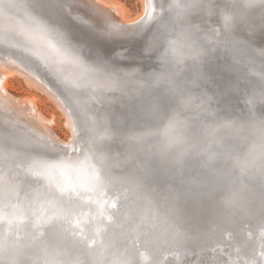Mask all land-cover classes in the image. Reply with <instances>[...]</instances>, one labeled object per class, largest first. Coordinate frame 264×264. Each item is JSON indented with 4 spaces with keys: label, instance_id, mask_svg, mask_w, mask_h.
Masks as SVG:
<instances>
[{
    "label": "snow or ice",
    "instance_id": "1",
    "mask_svg": "<svg viewBox=\"0 0 264 264\" xmlns=\"http://www.w3.org/2000/svg\"><path fill=\"white\" fill-rule=\"evenodd\" d=\"M74 2L78 0H58L61 8ZM214 7L220 8L223 32L222 39L213 46L201 36L200 26L187 20L181 21L184 27L178 34L176 26L168 23L156 29L161 40V50L156 53L149 47L147 35L141 36L139 31L125 29L101 35V38L121 36L129 40L140 37L144 41L135 55L130 47L121 44L108 59L97 61L109 73L140 76L143 81L137 88L140 95L133 96L134 103L124 102L120 97L123 108L117 111L106 103L98 128L89 129L82 124L74 141L87 145L97 138L112 139L111 144L96 143L97 152L109 166L103 177L88 156L81 162L60 159L61 153L67 156L76 149L59 142L55 147L42 144L25 150L26 154L15 153L18 159L30 160L27 171L36 179L21 175L18 168L12 167L15 161L10 159L9 138H0V153L4 154L0 167V225L3 226L0 227V264H136L133 257L141 236L157 239L170 236L181 248L194 249L201 246V239L211 234L212 224L221 217L246 216L250 212L264 217V47L255 48L251 37L245 39L241 35L245 31L254 33L257 27L264 34V0H232L222 7L219 0L169 3L170 9L178 10V16L189 11L211 14ZM154 8L152 3L146 6L145 21L152 18ZM66 27L71 34L70 22ZM88 30L97 33L94 26ZM72 41L68 43L79 51V42ZM177 45L182 54L172 59L191 60L196 79L206 82H212L213 76L211 71H201V57L214 48L227 49L236 63L229 65L234 78L221 95L242 89L251 92L246 101L251 107L245 117L239 120L220 117L208 108L210 97L206 92L187 91L180 82L169 78L168 71L158 76L142 75L139 67H133L142 57L160 56L165 48L175 52ZM207 59L211 62L212 58ZM241 61L244 69L238 67ZM72 63L80 66L76 57ZM257 63L259 78L250 79L247 69ZM120 65H126L127 69ZM241 80L245 81L243 85ZM194 105L202 119L188 117L187 111L193 110ZM205 120L211 123L204 124ZM220 128L227 132L230 142L216 137ZM108 154L123 158L118 174L131 193L125 205L128 209L125 230L132 243L123 254L86 251L83 246L66 241V225L73 215L68 205L84 192H99L105 181L112 179L110 165L114 157ZM86 166L92 172L85 178ZM177 199L190 200L201 211L179 213ZM21 203L26 213L20 211ZM21 216L29 222L21 225Z\"/></svg>",
    "mask_w": 264,
    "mask_h": 264
},
{
    "label": "water",
    "instance_id": "2",
    "mask_svg": "<svg viewBox=\"0 0 264 264\" xmlns=\"http://www.w3.org/2000/svg\"><path fill=\"white\" fill-rule=\"evenodd\" d=\"M46 1L48 2V4H50L48 0ZM155 2L156 4H158V11H163V9H160L162 0H155ZM219 3L222 7L224 4V0H219ZM31 9L35 11L32 7ZM219 12L220 8L217 7H214L211 14H209L208 12L197 11V13H200L202 15V19H200V22L197 21L195 24L200 26L201 36L207 40L208 44H211L209 46L217 45L222 39V17L219 15ZM40 13L42 14L44 12L41 11ZM36 14L37 12H35V15ZM37 18H39L40 20L44 19V17L39 14H37ZM171 18L172 19L169 20L170 22H173L175 19L173 17ZM202 21H205V24H202ZM46 22L50 24V22ZM154 23L155 22L152 23V26L154 25ZM182 27H184V25L181 23V28ZM157 28L154 29V33H148V30H146L144 33V36L147 35V43L152 49L153 53L160 52L161 50V43L159 47L152 48V45L155 43L154 39L158 38L156 35ZM4 29L6 28L0 20V31H3ZM257 29V32L261 33L258 27ZM213 30H215L214 33ZM68 35L71 39L74 40L72 41V43H77L75 41V38L78 40H89L87 42L92 43V40H90V38H88L87 36L77 34L75 35V33H72V35L68 33ZM212 35H216L217 38L212 40ZM241 35L245 39L250 37V35H248L246 31ZM150 39H152L153 41L152 45L149 43ZM250 42L257 49L264 47V44L258 43V40H255L254 38L252 39V37ZM262 43H264V40ZM1 46L2 45L0 43V52L11 51L3 49L1 48ZM143 46L144 41L142 40V42L140 43V47L142 48ZM176 47L177 50L175 52H171L168 50V48H165V50L160 53V56H151L152 58L143 57V65L141 63V59H139L137 65L141 70L140 73L142 75L148 73L160 74L161 72L168 71L169 78L180 82L187 91L193 94H199L201 91L206 92L207 96L210 97L207 105L208 108L210 109V111L217 113L224 119L239 120L247 115L248 109L251 107V105L247 104L246 101L251 97V92L242 89L241 92L229 95H221V93L230 86L234 78V73L229 70V65L232 63H236V61L231 59L230 55L227 52V49L214 48L211 53H205V56L201 57L199 61L201 71H211L213 76L212 82H206L196 79L194 70L191 67L193 63L191 60H174L173 63L170 61V58L164 55V53L168 52L172 57H179L182 54V51L179 48V45H177ZM111 48L112 47H110V49ZM83 49L87 53L90 50V48H86L85 46H83ZM97 49L102 50V48L100 47ZM208 56H211V62H209V60L207 59ZM153 61L156 62V65L159 69H156L153 66ZM170 62L171 68L169 69ZM85 63L89 67L90 65H93L94 61H90L85 56ZM36 64L38 65V68L41 69V65H39L37 62ZM93 66L97 67V71H103L99 68V66ZM238 67L244 69V62H239ZM258 71L259 66L257 63L255 67H248L247 75L250 79H258ZM45 75L62 93L70 97V102L74 110L76 111V120L80 125L79 134L82 124L87 126L89 129H92L94 127L98 128L100 115L106 103L111 104L113 111L121 110L123 108V102L121 101L120 97L124 98V102L134 103L135 101L133 100V96L140 95V93L137 91V88L143 84L142 80H135L134 78H131V80H128L127 82H122L117 78L109 77L103 71L102 75H100L101 77H99L101 87L104 88L105 86H107L109 88H114L115 90H110L109 93H100L97 91L96 87H93L92 85L87 87V89H89L90 91L89 93L94 95L93 101L95 102L93 104V108L95 109H92V107L91 109H88L84 105L80 104V102L76 99L75 88L70 85L66 79H64L62 76L57 75V72L54 76H52L51 73H45ZM53 77L56 81L53 79ZM193 81H195V83H193ZM240 83L243 85L245 81L241 80ZM209 90H211L212 93H210ZM196 103L198 104L200 102L196 101ZM194 109L195 105L193 106V110L187 111L188 117H190L192 120L202 119V117L197 116ZM81 110H84L87 114L84 118V115L80 114ZM257 111H259V105H257ZM232 112L237 115V117H232ZM0 121H2L1 118ZM203 123L209 124L211 123V120H205L203 121ZM12 133L16 134L19 139L14 140L13 138H11ZM24 134L26 133L20 131L17 128H13V130L11 131L3 128L0 125V138L7 136L11 144L10 159L15 161L12 164V167L18 168V171L21 175L36 179V177L31 176V174L27 171L30 160H21L16 158L15 156V153L17 152H25L26 154L25 150L36 146L32 143H28ZM215 135L218 138L224 137L226 142H230V137L222 128L218 129ZM90 143L92 147H86L84 143H81V147L76 149L75 153L70 151L67 156L61 153L59 158L67 160L69 162H81L84 161L85 156H88L90 157L91 164L100 169V174L103 177L106 169L109 166L107 164V161L102 158L100 153L97 152L96 143L111 144L112 139L106 138L104 141H100L99 138H97L96 140H90ZM47 145L53 147L51 143ZM213 147L216 148V145H213ZM3 155V153H0V167H2L3 164ZM108 155L110 157H114L112 158L110 165L112 179L110 181L106 180L104 187L99 192H84L80 198L76 199L73 203L68 205L72 209L73 215L70 218V223L66 225V227L68 228L66 241L71 244L83 246L86 251H95L97 253L107 251V253L109 254H123L126 251V246L131 245L132 243V237L125 230L126 220L128 216V209L125 205L126 202L130 199L131 193L128 189V186L122 182L118 174L119 169L122 167L123 158L115 154ZM33 156H35L34 153ZM91 172L92 168L86 166L84 168L85 178L91 175ZM20 211L22 213L27 212V209L24 208L23 203L20 204ZM176 211L179 213L198 212L201 211V209H197L190 200L185 201L177 199ZM224 221L228 226L224 225ZM28 222L29 221H27L24 216H21L19 221L21 225ZM0 227L3 226L0 225ZM73 233H75V235H73ZM205 239H208L209 241ZM263 239L264 217H261L258 212H250L246 216H243V218H241L237 214L226 217V219L225 217H221L215 220V222L212 224L211 234L206 238L201 239V246L194 249H192L191 247L187 249L181 248L175 241L171 239L170 236H161L159 239L153 236H141L136 241V249L133 258L136 264H157V262L158 264H163L160 263V261H158V259L156 258V255H158L160 258H162L164 263L166 262V264H174L175 258H181L183 255L185 258V256H187L185 254H188V251L193 250V254L191 255L193 256L196 254L197 250L203 249L211 255H215L217 253L221 254L223 257V264H264V256H261V253L264 252ZM157 248L159 249V251L156 250Z\"/></svg>",
    "mask_w": 264,
    "mask_h": 264
},
{
    "label": "bare ground",
    "instance_id": "3",
    "mask_svg": "<svg viewBox=\"0 0 264 264\" xmlns=\"http://www.w3.org/2000/svg\"><path fill=\"white\" fill-rule=\"evenodd\" d=\"M48 1L50 4L46 0H0V20L6 28L0 31L1 48L11 50L9 52H0V118L3 121H0V125L11 131L13 128H17L26 133L24 134L26 141L36 146L42 145V143H51L55 147L56 143L59 142L61 145H68L70 148L78 149L81 147V143H84L81 141L74 143L79 136L80 125L76 120V111L70 102V97L62 93L46 77L45 73H51L54 76L57 72V75L66 79L75 88L76 99L88 109H91V107L95 109L93 108L95 102L93 101L94 95L89 93L90 91L87 87L92 85L100 93H109L110 90H115L107 86L101 87L99 77H101L100 75H102L103 71L109 77L117 78L122 82H127L131 78L142 80L140 76H121L104 70L97 61L100 58L108 59L119 48V45H113L114 42L111 41L112 44L110 43V46L112 48L108 49L109 52L103 49L98 50V46L102 47V44L96 39L97 34H93L88 30L89 26H94L97 28V32L102 30L101 32L103 33H112L125 29L144 31L143 28L146 27L148 33H154L153 28L157 26L156 23L152 26V20L154 19V22H158L159 27L164 23L176 26L178 34L182 20L195 24L202 19V15L197 13V11H189L184 16H178V10L169 8L171 0H162L163 4L161 3L160 9H163V11L161 12L158 11L159 7L155 0H139L140 6L135 14H133L127 3L122 0H78V2H74L65 8L59 6L58 0ZM149 3H152L156 8H154L152 18L145 21V8ZM9 5L14 6L10 7ZM41 11L44 13L41 14ZM35 12L44 17V19L40 20L37 18ZM171 17L175 19L173 22L169 20L172 19ZM46 21L50 22V24ZM69 22L72 29L70 35L75 33V35L87 36L92 40V43H89L87 42L89 40H78L75 38V41L79 42L82 52L80 50L76 51L68 43L71 40L66 27ZM202 24H205V21H202ZM257 31L258 29L254 33L247 31L246 33L252 39H257L258 43L264 44L262 43L264 35H259ZM110 39L113 41L116 39L125 45L131 43V40L121 36ZM154 42L153 44L152 39L149 40V43L153 44L152 48L159 47L161 40L155 38ZM83 46L90 48L88 53L84 51ZM133 48L131 49L135 55L137 51ZM164 55L174 63L171 54L166 52ZM85 56L90 61L93 60V65L99 66L103 71H97V67L93 65L88 67L85 63ZM74 57L78 58L80 66L72 63V58ZM149 57L152 58L151 56ZM34 61L41 65V69L38 68ZM153 66L159 69L155 61H153ZM120 67L127 69L126 65H120ZM133 67L139 66L136 64ZM84 69H88V71H84ZM154 74L159 75L157 73ZM16 76H22L25 79L24 81L30 85L29 87L33 86L41 90L59 107L62 116L66 119L65 125L70 130V136L67 139L56 133L53 128V124L56 122L55 115L48 116L42 111L36 102L37 95L18 96L10 90L11 84L8 82L12 77ZM53 79L55 80L54 77ZM209 92L212 93L211 90ZM80 114L84 115L83 118L87 115L84 110H81ZM232 117H237V115L233 113ZM11 138L14 140L19 139L13 133ZM90 145L89 141L86 147H92ZM239 216L243 218V216ZM224 225H227L225 221ZM205 240L209 241L208 239ZM192 254L193 250L188 251V254H185L187 255L185 258L184 255L181 258H175L174 264H223V257L219 253L211 255L206 250L200 249L197 250L195 255L191 256ZM156 258L160 263L166 264L158 255H156Z\"/></svg>",
    "mask_w": 264,
    "mask_h": 264
},
{
    "label": "rangeland",
    "instance_id": "4",
    "mask_svg": "<svg viewBox=\"0 0 264 264\" xmlns=\"http://www.w3.org/2000/svg\"><path fill=\"white\" fill-rule=\"evenodd\" d=\"M122 1L127 3V5L131 8L133 14H135L137 12L138 7L140 6L139 0H122ZM152 21L154 22V19ZM155 23L157 24V26L155 28H157V27L159 28L158 22L156 21ZM155 28H153V30ZM145 29L148 30L147 27L143 28L144 31H145ZM98 31L99 32L96 33L97 34L96 39L101 42L100 44H102V47L101 46H98V47H101L104 51L109 52L110 47H111L110 46L111 41L114 42L113 45H116V46L123 44V43L117 41L116 39H115V41L111 40L110 38H112V37L101 38V35L103 34V32H101L102 30H98ZM144 31L139 30L140 34L141 33L144 34L145 33ZM142 34H141V36H144ZM258 34L262 35L260 32H258ZM211 37L213 40V37H214V39H216L217 36L212 35ZM138 38H136L135 40L132 39L134 42L131 40L130 41L131 43L127 44V46L130 48L134 47L133 49L136 50L137 52L141 50L140 43L142 42V39L140 37H138ZM209 45H211V44H209ZM142 58H140V59H141L142 65H143L144 64V58L143 59ZM24 80L25 79L22 76L12 77L10 79V81L8 82L11 84L10 90L18 96L37 95V101L36 102L39 105V107L42 109V111L48 116L55 115L56 122H55V124H53V128L55 129L56 133H58V135H60L61 137L67 139L70 136V130L65 125L66 119L64 118V116H62V113H61V110L59 109V107L57 105H55V103H53L51 101V99H49L48 96L44 92L42 93V91L38 90L36 87H33V86L29 87L30 85H28V83L25 82Z\"/></svg>",
    "mask_w": 264,
    "mask_h": 264
},
{
    "label": "clouds",
    "instance_id": "5",
    "mask_svg": "<svg viewBox=\"0 0 264 264\" xmlns=\"http://www.w3.org/2000/svg\"><path fill=\"white\" fill-rule=\"evenodd\" d=\"M232 2V0H224V5L227 6L228 4H230Z\"/></svg>",
    "mask_w": 264,
    "mask_h": 264
}]
</instances>
